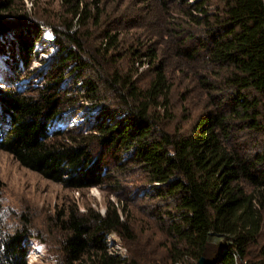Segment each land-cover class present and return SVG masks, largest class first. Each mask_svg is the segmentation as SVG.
<instances>
[{"label":"trees","instance_id":"obj_1","mask_svg":"<svg viewBox=\"0 0 264 264\" xmlns=\"http://www.w3.org/2000/svg\"><path fill=\"white\" fill-rule=\"evenodd\" d=\"M67 1L66 25L49 27L59 53L41 87L30 94L0 91L10 124L0 151L76 191L102 188L114 173L139 172L146 185L156 186L145 198L156 201L170 264H197L200 258L264 264L263 0L172 1L166 35L182 61L185 92L202 110L187 133L168 129L172 85L156 48L133 50L125 69L117 64V33L101 32L96 48L88 42V29L101 24L102 13L92 14L82 0H63L62 6ZM13 3L0 0V38L13 36L20 55L29 56L41 28L25 14H13ZM140 58L152 72L144 87L134 79ZM74 72L82 94L61 90ZM80 101L99 108L93 126L49 134L51 124ZM117 184L110 186L113 194H120ZM118 210L108 202L102 216L92 209L68 211L59 220L66 262L128 264L110 254L106 242L110 233L132 239L123 204ZM25 232L8 240L0 264H27Z\"/></svg>","mask_w":264,"mask_h":264},{"label":"rangeland","instance_id":"obj_2","mask_svg":"<svg viewBox=\"0 0 264 264\" xmlns=\"http://www.w3.org/2000/svg\"><path fill=\"white\" fill-rule=\"evenodd\" d=\"M172 1L82 0V3L90 7L92 14L102 13L101 24L98 27L90 25L88 29L87 34L92 33V38L88 40L90 46L98 47L95 38L101 32L112 30V33L119 35L116 49L117 55L120 56L118 65L128 68L132 62L130 60L133 58V50L143 53L149 46L156 48L157 61L162 62L166 77L172 85L170 112L173 121L168 123V129L170 132L180 130L187 133L198 120L202 110L198 100L189 97L185 92L188 89L182 61L175 56L170 39L166 35ZM13 2V14L27 15L30 21L41 28V32L29 56L20 55L13 36L0 38V91L30 94L32 89L41 87L59 53L49 27L57 26L61 29L66 25L70 17L65 15V11L69 5L67 1L65 7L62 6L63 0ZM134 66L138 70L134 79L138 86L144 87L152 77L150 66L145 58H140ZM74 74L75 72L63 82L61 90H66L71 95L82 94L81 82L74 85ZM90 104L80 101L74 109L63 112L61 117L51 124L48 133L65 128L87 130L93 126L99 108ZM2 106L0 99V136L10 125L9 119L7 121V118L3 117ZM110 176L112 178L102 188L70 190L22 167L13 156L0 151V219L7 220L12 217L26 231L27 264H33L37 259L39 264H70L61 252L63 232L59 220L64 219L70 210L83 214L87 209H92L102 216L108 202L119 210L123 204L125 214L129 216L132 234V239L122 240L117 234L111 233L108 237L109 245L119 246L128 264H170L166 256L170 241L156 219L157 210L153 206L156 201L145 198V195L152 193L151 187L156 186L146 185L144 177L133 169L122 175L114 173ZM117 182L120 194H113L110 186ZM117 200H121L122 204ZM119 213L120 220L123 221L125 214L122 215L121 211ZM259 243L264 244V229ZM30 249L35 255L29 259ZM188 262L191 263L189 260ZM74 264L85 262L82 260Z\"/></svg>","mask_w":264,"mask_h":264},{"label":"clouds","instance_id":"obj_3","mask_svg":"<svg viewBox=\"0 0 264 264\" xmlns=\"http://www.w3.org/2000/svg\"><path fill=\"white\" fill-rule=\"evenodd\" d=\"M18 231H23V226L14 218L9 217L7 220L0 219V259L6 253V245L8 240L15 236ZM35 253L30 249L28 258L30 259ZM33 264H39V259L34 261Z\"/></svg>","mask_w":264,"mask_h":264},{"label":"built area","instance_id":"obj_4","mask_svg":"<svg viewBox=\"0 0 264 264\" xmlns=\"http://www.w3.org/2000/svg\"><path fill=\"white\" fill-rule=\"evenodd\" d=\"M111 234V233H110ZM110 234H108L107 236H106V242H107V245H108V247H109V253L110 254H112V255H116L117 257H119L121 260H123V261H126L125 260V258H124V255L122 254V252H121V248L119 247V246H110L109 245V242H108V237H109V235ZM115 248V249H114Z\"/></svg>","mask_w":264,"mask_h":264},{"label":"water","instance_id":"obj_5","mask_svg":"<svg viewBox=\"0 0 264 264\" xmlns=\"http://www.w3.org/2000/svg\"><path fill=\"white\" fill-rule=\"evenodd\" d=\"M263 5H264V0H263ZM197 264H215V263H212V262L206 260L205 258H200L198 260Z\"/></svg>","mask_w":264,"mask_h":264}]
</instances>
